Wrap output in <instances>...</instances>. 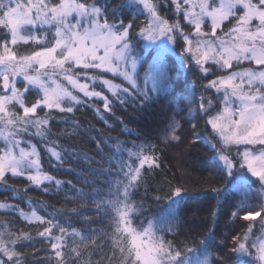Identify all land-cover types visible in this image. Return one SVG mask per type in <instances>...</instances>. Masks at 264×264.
I'll return each instance as SVG.
<instances>
[{"label": "snow or ice", "instance_id": "6c2138e0", "mask_svg": "<svg viewBox=\"0 0 264 264\" xmlns=\"http://www.w3.org/2000/svg\"><path fill=\"white\" fill-rule=\"evenodd\" d=\"M177 90L187 103L159 141L184 143L186 120L189 146L206 138L228 178L227 189H211L213 228L197 248L176 242L184 188L170 191L163 217L148 218L136 199L145 170L160 167L156 144L129 148L97 133V161L60 143L88 134L83 109L107 124L117 107L143 110ZM199 116L207 137L195 131ZM56 124L66 127L56 133ZM80 160L98 167L75 172ZM36 189L78 206L47 213L25 199ZM225 191L235 200L230 223H246L222 255L214 229ZM0 194L9 201L0 214L24 222L0 219V264H264V0H0Z\"/></svg>", "mask_w": 264, "mask_h": 264}, {"label": "trees", "instance_id": "16d2710c", "mask_svg": "<svg viewBox=\"0 0 264 264\" xmlns=\"http://www.w3.org/2000/svg\"><path fill=\"white\" fill-rule=\"evenodd\" d=\"M192 79L193 77H189V82ZM181 82H183V77H181ZM180 96L181 93L177 90L173 97L156 101L150 107L143 110L131 106L126 110L117 107L114 110V116H110V118L106 117L107 124L100 120L91 108L83 109L81 112L76 113V117L80 120L82 128L88 131V134L80 133L73 135L71 138L62 137L60 143L69 148V150L75 149L77 152L84 153L97 161L101 160V156L97 155V148L92 139L93 137H97V133L102 135L109 144H114L119 139L129 148L132 147L133 142L136 144H156L160 167L145 170V182L139 188L136 199L140 200L143 198L146 209L145 216L148 218L163 217L168 212L167 196L170 191L175 187L184 188L186 194L178 209L181 226L176 236V242H187L189 247L197 248L204 234L210 228H213L212 212L217 205V200L215 199L216 194L211 189H227L228 178L222 173L217 162L213 159L212 150L206 138L198 140L192 146L191 152L187 150L186 153H183V156L181 154L182 159L174 156L176 148L181 144H163L159 141L161 130L164 128L165 121L172 115V110L177 106L184 107V104L187 103L185 101L184 104H180ZM192 107L193 115H196V104L194 101ZM181 123L184 128L182 136L185 139L189 138L193 131L191 124L186 120H181ZM192 123L197 124L195 131H198L202 137H207L208 132L206 131L202 116L193 119ZM125 126L132 129L133 134L130 135L126 132ZM65 127L66 125L64 124H56L53 127V131L59 133ZM104 153L108 154L107 149L104 150ZM71 166L75 172H80L88 166L98 167L96 164L89 165L86 160H80ZM52 174L56 175L58 179L72 180L73 183H77L72 174L65 175L62 172L57 173L55 171ZM90 178L94 179V177ZM15 185L17 188L23 189L24 181L17 180L15 181ZM77 186L80 187L81 185L77 184ZM145 190H147V194H145ZM52 191L53 194L48 195L36 189L31 191L25 199L42 203L45 205L47 213H52L54 208H72L78 206L76 203H67L63 193L57 195L54 190ZM7 195L11 196V194ZM156 197H159V199L157 200ZM0 202H9L6 200L5 194H0ZM234 202V194L225 191L224 197L220 201L223 205L222 215L218 218L214 229L217 243L223 242V244L227 245V247L216 249L222 255H226L231 247V241L230 239H226V237L234 234L233 228L239 231L246 223L244 221L230 223V213L234 210L232 207ZM21 207L25 211L28 210L26 203H21ZM40 214L44 215L45 211L41 210ZM0 219H14L17 226L24 227V222L18 217L0 214ZM72 219L75 227L82 229V225L76 222V218L73 217ZM141 219H144V217H141ZM168 238L171 239L172 237L169 236ZM36 247L44 250L47 248V245L45 243H38ZM27 251L31 252L32 249H27Z\"/></svg>", "mask_w": 264, "mask_h": 264}, {"label": "rangeland", "instance_id": "374dc122", "mask_svg": "<svg viewBox=\"0 0 264 264\" xmlns=\"http://www.w3.org/2000/svg\"><path fill=\"white\" fill-rule=\"evenodd\" d=\"M192 131V130H191ZM182 139H183V141H184V143H182L181 145H179V147L178 148H176L177 150L175 151L176 153H175V157L176 158H181L182 156H183V153H186V151L188 150L189 152H191V150H192V146H190V147H187V146H189V141H191L192 139H193V136H192V133L190 134V137L189 138H184L183 136H182ZM209 144V143H208ZM185 150V151H184ZM182 154V156H180ZM182 159V158H181ZM191 255H193V254H191Z\"/></svg>", "mask_w": 264, "mask_h": 264}]
</instances>
